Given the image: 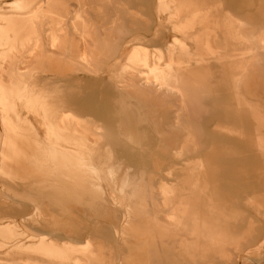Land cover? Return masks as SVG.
Listing matches in <instances>:
<instances>
[{
  "label": "rangeland",
  "instance_id": "obj_1",
  "mask_svg": "<svg viewBox=\"0 0 264 264\" xmlns=\"http://www.w3.org/2000/svg\"><path fill=\"white\" fill-rule=\"evenodd\" d=\"M263 36L264 0H0V264H264Z\"/></svg>",
  "mask_w": 264,
  "mask_h": 264
},
{
  "label": "bare ground",
  "instance_id": "obj_2",
  "mask_svg": "<svg viewBox=\"0 0 264 264\" xmlns=\"http://www.w3.org/2000/svg\"><path fill=\"white\" fill-rule=\"evenodd\" d=\"M264 37V36H263ZM264 41V40H263ZM85 51V50H84ZM6 64V60H3L2 61V63L0 64V66H1V68H3V66ZM4 69V68H3ZM13 134V133H12ZM17 134V133H16ZM15 134H13V136H14ZM19 136V135H18ZM10 138H12V137H10ZM15 138L17 139V136H15ZM14 141H16V140H14ZM7 147V146H6ZM13 150H15V149H13ZM12 150V151H13ZM8 151V150H7ZM17 151V150H16ZM12 152V154L11 155H9L8 153H7V155H6V157H5V159H4V165L3 166H5L6 168H7V166L9 167V165L7 164V161H10V163L12 162V163H14L15 162V159H16V157H18V158H20V159H24V160H32L33 159V156H30L29 154H28V152L26 151V149H24V148H22V150L21 151H17V152ZM6 153V152H5ZM19 159V160H20ZM21 160V161H22ZM26 163V162H25ZM18 165H19V163H17ZM20 167H22L21 165H20ZM19 168V167H18ZM19 170V169H18ZM138 192H137V190L135 191V194H137ZM138 228V227H137ZM136 230V229H135ZM137 232V231H136ZM187 246V245H186ZM142 247V246H141ZM130 249H131V251H130V254L128 255V257L132 260L131 262H128V264H134V263H138V264H145L144 263V261H145V259L143 258L144 256H142V252L139 254L138 252H137V249L139 250V251H141L138 247H137V245H132V246H130ZM185 250H187V249H185ZM188 252H189V249L187 250ZM186 251V252H187ZM188 254H191V253H188ZM138 256V257H137ZM192 256V255H191ZM189 258H190V255H189ZM191 259V258H190Z\"/></svg>",
  "mask_w": 264,
  "mask_h": 264
}]
</instances>
